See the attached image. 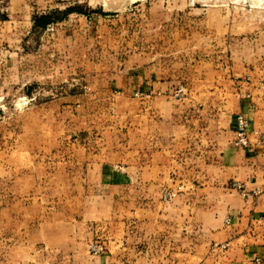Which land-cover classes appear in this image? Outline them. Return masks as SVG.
I'll return each mask as SVG.
<instances>
[{"label":"rangeland","instance_id":"1","mask_svg":"<svg viewBox=\"0 0 264 264\" xmlns=\"http://www.w3.org/2000/svg\"><path fill=\"white\" fill-rule=\"evenodd\" d=\"M263 43L264 0H0V264H97L140 146L224 132L190 99Z\"/></svg>","mask_w":264,"mask_h":264},{"label":"crops","instance_id":"2","mask_svg":"<svg viewBox=\"0 0 264 264\" xmlns=\"http://www.w3.org/2000/svg\"><path fill=\"white\" fill-rule=\"evenodd\" d=\"M238 62L224 71L220 86H207L206 99H190L193 105L213 104L211 126L224 132L214 138L206 131L203 143L204 134L186 129L167 146L159 128L140 146L157 147L156 156L127 166L122 179L134 190L126 195L125 225L111 231L97 264H264V145H233L238 115L248 120L252 143L259 136L264 142V43L248 62ZM165 147H180L167 164ZM232 183L243 185L248 197Z\"/></svg>","mask_w":264,"mask_h":264},{"label":"built area","instance_id":"3","mask_svg":"<svg viewBox=\"0 0 264 264\" xmlns=\"http://www.w3.org/2000/svg\"><path fill=\"white\" fill-rule=\"evenodd\" d=\"M253 132L249 131V122L248 120L242 116L238 115L236 120V130H235V138L233 140V145L239 149H248L253 150V147L261 146L263 147V137L259 136L258 141L254 145L251 141V136ZM231 188L241 193L243 197H248V194L245 191L243 185H239L238 183H232ZM169 195L165 194L164 199H168Z\"/></svg>","mask_w":264,"mask_h":264},{"label":"trees","instance_id":"4","mask_svg":"<svg viewBox=\"0 0 264 264\" xmlns=\"http://www.w3.org/2000/svg\"><path fill=\"white\" fill-rule=\"evenodd\" d=\"M71 12H73V10H69L67 13H71ZM56 16L57 14L53 13L50 15H43V16L35 17L34 25L36 28L45 29L47 28L48 25L54 23L57 20L56 18H54Z\"/></svg>","mask_w":264,"mask_h":264},{"label":"bare ground","instance_id":"5","mask_svg":"<svg viewBox=\"0 0 264 264\" xmlns=\"http://www.w3.org/2000/svg\"><path fill=\"white\" fill-rule=\"evenodd\" d=\"M252 1V0H251Z\"/></svg>","mask_w":264,"mask_h":264}]
</instances>
